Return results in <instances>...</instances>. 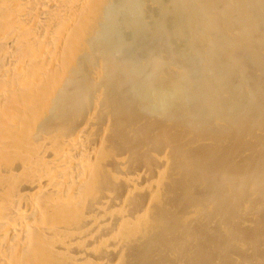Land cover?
Masks as SVG:
<instances>
[{
	"label": "rangeland",
	"instance_id": "1",
	"mask_svg": "<svg viewBox=\"0 0 264 264\" xmlns=\"http://www.w3.org/2000/svg\"><path fill=\"white\" fill-rule=\"evenodd\" d=\"M156 2L140 75L110 67L100 86L114 153L141 191L119 206L128 229L102 230L88 262L264 264V0Z\"/></svg>",
	"mask_w": 264,
	"mask_h": 264
},
{
	"label": "bare ground",
	"instance_id": "2",
	"mask_svg": "<svg viewBox=\"0 0 264 264\" xmlns=\"http://www.w3.org/2000/svg\"><path fill=\"white\" fill-rule=\"evenodd\" d=\"M157 2L0 0V264H89L102 230L128 229L119 206L141 181L114 153L100 86L110 67L140 73Z\"/></svg>",
	"mask_w": 264,
	"mask_h": 264
}]
</instances>
